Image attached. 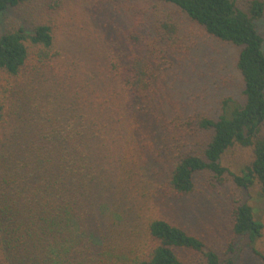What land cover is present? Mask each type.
I'll list each match as a JSON object with an SVG mask.
<instances>
[{
	"label": "trees",
	"instance_id": "obj_1",
	"mask_svg": "<svg viewBox=\"0 0 264 264\" xmlns=\"http://www.w3.org/2000/svg\"><path fill=\"white\" fill-rule=\"evenodd\" d=\"M26 1L0 0V13ZM152 1L155 6L176 8L207 34L236 45L235 67L242 87L239 97L220 98L215 117L198 118V127L207 133L199 150L176 154L164 172L160 167L151 171L148 164L139 167L140 196L153 198L161 187L176 195L191 193L195 175L206 171L218 184L232 180L245 190L256 183L264 201V46L257 30L264 0H248L245 5L240 0ZM167 15L155 28L175 49L179 23ZM53 41L52 27L46 23L29 29L5 28L0 31V71L18 75L30 54L40 64L54 59L58 53ZM28 45L34 47L31 52ZM161 55L153 61L142 56L112 61L111 69L135 102L143 103L148 97L165 61ZM66 110L67 116L54 117L52 112L35 116L28 123L33 129H22L28 124L18 123L0 139V264H183L177 249L198 253L199 264H223L221 255L233 250L235 240L264 263V253L257 246L263 222L257 209L245 201L232 206V236L223 253L202 236L164 218H149L140 230L136 222H127L119 206L111 210L112 195L120 189L89 150L99 128L83 119L74 105ZM2 117L0 102V123ZM234 147L250 151L239 174L221 162ZM155 174L163 176L164 182L156 185L148 180ZM225 262L234 263L230 257Z\"/></svg>",
	"mask_w": 264,
	"mask_h": 264
},
{
	"label": "rangeland",
	"instance_id": "obj_2",
	"mask_svg": "<svg viewBox=\"0 0 264 264\" xmlns=\"http://www.w3.org/2000/svg\"><path fill=\"white\" fill-rule=\"evenodd\" d=\"M247 1L240 0V4ZM155 5L152 0H27L0 13V31L49 24L53 50L58 53L45 64L37 63L30 54L25 69L16 76L0 71V139L17 125L33 122L35 116L47 112L54 117L67 116L66 106L72 104L83 119L99 128L89 150L120 189L112 195L111 210L119 206L127 222H136L140 230L149 218H164L202 236L223 253L232 236V206L245 201L257 209L263 222L257 246L264 253V201L256 183L244 190L232 180L218 184L208 172L200 171L193 192L188 194L176 195L161 187L146 200L137 190L143 178L140 166L148 164L151 171L160 167L164 172L176 154L199 150L207 133L198 127V118L215 117L220 98H237L242 87L235 67L236 45L207 34L176 8ZM167 14L179 23V46L175 49L155 28ZM257 30L264 46V14L257 21ZM28 48L31 52L34 47ZM162 53L165 61L148 97L143 103L135 102L111 69L112 61L134 56L153 61ZM33 128L28 124L22 129ZM249 159L247 148L234 147L224 153L221 162L239 174ZM162 178L155 174L148 180L157 185L164 182ZM109 228L111 231V225ZM177 252L183 264L200 262L198 253ZM221 257L223 264L229 257L233 264H264L237 240L233 250Z\"/></svg>",
	"mask_w": 264,
	"mask_h": 264
}]
</instances>
